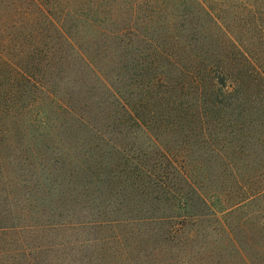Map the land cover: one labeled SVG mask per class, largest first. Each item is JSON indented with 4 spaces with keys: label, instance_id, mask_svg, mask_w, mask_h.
Instances as JSON below:
<instances>
[{
    "label": "trees",
    "instance_id": "obj_1",
    "mask_svg": "<svg viewBox=\"0 0 264 264\" xmlns=\"http://www.w3.org/2000/svg\"><path fill=\"white\" fill-rule=\"evenodd\" d=\"M211 2L0 0V161L2 150L15 148L22 126H37L43 145L53 142L46 132L52 126L51 111L44 106L48 102L68 125L90 129L87 149L83 144L75 147H81L73 159L79 169L82 161L81 169L93 173L99 168L96 156L109 155L100 144L111 145L122 156L116 165L108 157L111 167L123 166L141 193L160 207H152L148 215L139 208L126 210L122 200L119 207L115 205L118 195L111 191L103 205L53 206L50 212L57 219H48L57 221L48 228L51 231L41 223L20 225L21 220L27 223L26 217L18 218L17 210L6 208L3 218L17 221L0 225V264H195L197 260L207 264L213 245L222 241L232 246L243 264H255L252 252L264 258V73L257 65L264 56V32L258 37L263 47L248 50L247 41L237 42L219 25ZM121 11L130 14V27L145 26L149 32L137 35L130 44L126 29L115 32L110 27ZM158 16L164 20H156ZM94 44L96 52L90 49ZM129 63L152 76L139 79L136 98L126 91ZM110 109L116 110V117L110 119L114 128L127 129L116 134L128 138L136 129L149 136L148 148L137 150L128 143V149L109 137L116 136L115 129L98 128L97 113ZM145 111L149 115L144 116ZM157 122L165 132L178 129L184 134L176 140V148L164 147V138L150 129ZM237 128L241 129V202L228 205L217 199L215 203L192 181L186 168L189 154L197 153L192 157L201 159L202 170L210 171L212 159H221L222 151L207 132ZM39 152L44 163L48 152ZM64 152H53L59 164L72 158ZM203 154L210 158L204 161ZM114 178L105 186L113 187ZM36 186L23 216L33 211L35 198L47 203L52 194L48 187L41 195ZM70 229L85 236L95 231L96 236L83 239L81 245L104 243L99 250L114 247L115 254L102 251L74 260L63 244L64 249L29 238ZM29 239L36 244L26 245Z\"/></svg>",
    "mask_w": 264,
    "mask_h": 264
},
{
    "label": "rangeland",
    "instance_id": "obj_2",
    "mask_svg": "<svg viewBox=\"0 0 264 264\" xmlns=\"http://www.w3.org/2000/svg\"><path fill=\"white\" fill-rule=\"evenodd\" d=\"M212 1L211 9H213L216 19L220 21L219 25L223 27L225 31L232 34L237 42L241 43V39L243 42L247 41V48L252 52L259 51L261 49L260 47H263L261 44L262 42L258 37L261 32H264V0ZM146 13H150V11H147ZM253 13L257 15L256 18L252 17L254 16ZM149 15H151V13ZM169 15L172 14L169 13ZM157 19L159 21H163L164 16H158L156 17V20ZM141 20L144 21L143 18H141ZM112 23L113 24L110 27L115 32H121L126 29L127 40L130 44L135 41L137 35L145 36L146 33L149 32L146 30L145 26H139L138 28L130 27V24H132L131 16L130 14H126L122 11L112 19ZM88 33L89 31H85V34ZM241 34H243L242 38ZM88 35L89 37L91 36L90 34ZM253 37L255 38L253 39ZM85 47H88L87 44ZM96 47H98V45L94 44L90 49L93 52H96ZM259 61L260 62H258L257 65L264 73L263 55L260 56ZM127 66L128 72L126 74V78L129 86H127L126 91L129 94H132L133 92V96L136 98L139 96L140 91L138 88L139 79L141 80L146 77L144 78V81H147L152 76L145 73L143 74L142 70L137 68L136 65L132 63H129ZM115 67L117 68V72H119L118 61ZM140 74H143L144 76L141 78L138 77ZM122 90L125 91L123 88ZM49 105L50 104L48 102L44 104L46 111H51L49 118L52 119V126L46 132L50 134V138L52 137L53 142H46V144L43 145L39 139L41 137V132L38 131V127H33L34 125H25L20 128L18 136L15 138V148L12 147L11 150H2L1 152L0 219L2 220L0 225L1 223H15V221H17V219L6 220L3 218L6 215V208H10L11 210L13 209L14 213L16 210L18 211V218L26 217L27 223H24L25 221L21 220L22 222H19L20 225H35L37 223H41L46 225V228L48 229L57 221L53 222L51 218L48 219V217L57 219L50 212L51 210H54L53 206L59 205L60 207L74 208L75 204L90 206H96L98 204L103 205V199H106V195L110 194L111 191H113V194L118 195L119 200L115 202L117 207L120 206V201L122 200V207L124 209L129 210L130 207L134 209L139 208L142 209L141 211L144 215H148V212H150L152 207H159L157 203L154 204L152 202V198L150 196H146L141 193V189L138 185L133 184V179L129 178V174L125 172L123 166L119 168L111 167L109 162H112V165H116L122 158V156L118 154L111 145L107 146L106 143L100 144L103 148L102 151H108L109 155L106 156V154H104L100 155V157H98V155L96 156L95 163L99 165V168H94L95 171L93 170V173L83 171V168L81 169L82 161H79V169V164L73 161V159L78 158L81 147L80 149H76L75 147L77 145L81 146V144L86 146L85 140L87 136L89 137L90 129L89 127H81L82 129H80L77 128L78 125H68L65 120L61 119L56 113L52 112L53 107ZM115 111L116 110L114 109H110L100 111V113L94 112L98 114V117L95 120V124L98 128L102 130L115 129L112 125V120H110L112 116H114V118L116 117V114H114ZM148 112L149 111H145L143 115H149ZM33 115H35V113ZM148 117L149 116L144 118L148 119ZM92 118L95 117L93 116ZM39 120L42 119L40 118ZM163 128L164 127L158 122L157 124L150 126V129H152L154 133L164 138V140L160 138L165 143L164 147L173 146L176 148V140L181 139L184 134L182 135L178 129H172L169 132H165V129ZM117 130H120L123 134H125L127 129H115L114 131L116 136L113 137L111 134L109 137L117 140L118 143H124L128 149H130L128 143L132 144L131 148L134 147L137 150L140 148L146 149L148 148V145L151 144L149 136L136 129H133L134 132L131 130L132 135L129 134L128 138L116 134ZM207 135L208 137H213L215 146L222 151V154H219V158L221 159L213 158L210 171H206L202 170L200 167L201 159L192 157L194 155L197 156L198 154H189L190 159L188 161L191 163L186 167L187 171L190 173L192 181L197 183V186L207 193L209 195L207 197H211L212 201L217 203V199H223L228 201V205H236L241 202L242 187L241 129H224V133L221 134L212 130L211 132H207ZM58 142H61L63 145H59ZM191 148H193V140H191ZM83 149L85 151L87 146ZM54 150H66L64 153H66V155L70 153L72 158L66 157V159L62 160V163L59 164L57 160L59 158L58 156H54ZM39 151L48 152V158L45 156L48 160H45L44 163L40 161L41 158L39 156ZM131 153L132 155H136L138 151ZM108 157L109 162L107 161ZM202 158L205 161V159L210 157L203 154ZM72 162L74 164H72ZM229 162L231 164H228ZM235 164L236 166H234ZM62 166L63 169L60 168ZM7 168L9 172H7ZM74 169H76V173L72 172ZM110 169L112 171H110ZM259 173H261V171H259ZM114 176V179H116L117 182L113 184V187L105 186ZM260 178L261 181H263V178ZM120 181H122V183ZM143 183L146 185L147 180L144 179ZM36 185H39L36 189L41 195H43V193H47L46 189L50 187L52 194L47 199L48 204L42 203L40 199L35 198L34 201L36 202H32L33 204L31 205L33 211H30V213L23 216V213L29 209L30 202L28 203V199L32 197L31 193L35 190V187H37ZM148 191L151 192L152 189H148ZM120 195L123 197H120ZM235 216L236 222L238 223V221L241 220V211H238ZM51 230L52 229H48V231ZM66 232L67 230H64L61 234H58L56 231L44 232L35 234L34 237H30L29 235V238L33 239V241L36 240L35 242L40 243V245L41 243H44V241H48V243L50 241L55 243L57 247L64 249L60 246L63 244L66 248L67 255L74 260L81 259V255H89L92 253L101 254L102 251H104L103 253L105 255L115 254L114 250L116 249L114 247H106L100 251L99 247L106 246L104 243L101 245L99 243L98 246L97 243H90L88 246L85 245L84 247L81 245V241L83 239L95 237V231H92V236H85L80 231L75 229H70L67 234ZM238 237L240 238L238 240L241 241V229L238 232ZM30 239L27 243L31 244L26 243V245L33 246L36 244ZM19 245L20 243H17V247H19ZM2 251L3 247L0 244V253H2ZM258 256L255 252L250 254V257L253 259L255 264H264V258ZM207 259H210L209 262H206L207 264H243L241 263V257L238 256L232 246L227 244L225 241H222L221 245L220 243H218V245L215 243L213 245L211 255ZM195 264L205 263L201 260H197V263Z\"/></svg>",
    "mask_w": 264,
    "mask_h": 264
}]
</instances>
